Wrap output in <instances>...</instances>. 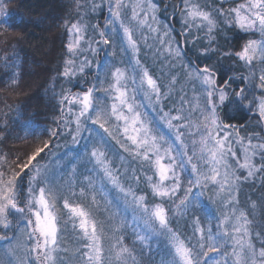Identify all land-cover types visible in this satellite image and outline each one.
Returning <instances> with one entry per match:
<instances>
[{
    "label": "snow or ice",
    "instance_id": "snow-or-ice-1",
    "mask_svg": "<svg viewBox=\"0 0 264 264\" xmlns=\"http://www.w3.org/2000/svg\"><path fill=\"white\" fill-rule=\"evenodd\" d=\"M13 3L0 264H264V0H68L43 123Z\"/></svg>",
    "mask_w": 264,
    "mask_h": 264
},
{
    "label": "trees",
    "instance_id": "trees-1",
    "mask_svg": "<svg viewBox=\"0 0 264 264\" xmlns=\"http://www.w3.org/2000/svg\"><path fill=\"white\" fill-rule=\"evenodd\" d=\"M60 1L21 0L20 10L23 15L19 22H14L15 31L22 37L15 43L24 61V82L30 86L26 88L28 96L20 99L25 118H29L32 109L42 117V112H45V101L48 98L42 86L50 75L47 69L56 65L61 51L58 25L63 9L59 5Z\"/></svg>",
    "mask_w": 264,
    "mask_h": 264
},
{
    "label": "rangeland",
    "instance_id": "rangeland-1",
    "mask_svg": "<svg viewBox=\"0 0 264 264\" xmlns=\"http://www.w3.org/2000/svg\"><path fill=\"white\" fill-rule=\"evenodd\" d=\"M20 2H21V0H14V3H13V7H12V9H11V11H12V17H11V21L10 22H13V29L15 30V24H14V22H19L20 21V17H22V15L23 14H21V10H20V8L22 9V6L20 5ZM67 3H68V0H61L60 1V3H59V5L61 6V8L63 9V13H62V15H61V20H60V22L62 21V19H63V17H64V14H65V11H66V7H67ZM59 35H60V41H62V39H63V36H62V29H60L59 28ZM16 32V31H15ZM228 36H229V38H231V33H228L227 34ZM224 41H222V43H223ZM60 44H61V42H60ZM59 50H61L60 48H59ZM54 67V66H53ZM3 85L1 84V86L0 87H2ZM35 96H37V95H35ZM22 98V97H21ZM20 98V99H21ZM27 99V98H26ZM48 99H46V101H45V112H42V114H43V117L41 116V114L39 113V112H37V111H35V112H33L34 110L32 109L30 112H29V117H31V116H33V115H35L36 116V118L40 121V122H45V118H46V114H48V108H47V105H48Z\"/></svg>",
    "mask_w": 264,
    "mask_h": 264
}]
</instances>
